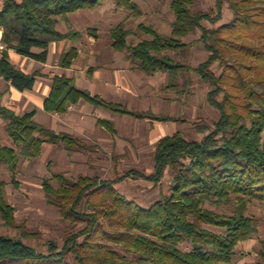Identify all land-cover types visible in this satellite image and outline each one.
<instances>
[{"label":"trees","instance_id":"1","mask_svg":"<svg viewBox=\"0 0 264 264\" xmlns=\"http://www.w3.org/2000/svg\"><path fill=\"white\" fill-rule=\"evenodd\" d=\"M105 1L11 0L0 11V26L5 29L4 39L10 49L47 63L52 44L68 39L77 42L82 35L70 25V14L94 9ZM117 2L132 16H142L134 0ZM195 5L196 0H172L175 19L170 36L152 25L140 24L150 38L130 44L132 30L124 23L116 25L111 30L113 47L128 50L139 71L167 74V88L179 95L191 93L196 74L210 87L208 101L218 112V119L199 129L203 133L200 140L187 138L182 130L161 137L155 145L151 174L133 169L118 179L91 175L71 179L55 174L58 186L52 178H45L48 203L72 225L63 245L47 242L48 252L24 241L32 234L17 223L16 208L6 194L7 182L0 176V216L6 227L21 229L23 236L0 235V264H226L235 259L239 245L259 233L257 218L248 215L246 209L251 199L264 201V0H216V9L209 10ZM225 5L233 17L215 25L222 19ZM63 21L69 24L66 33L58 28ZM204 21L215 26L207 27ZM197 32L196 40L185 39ZM195 44L207 52L198 66L171 54H187ZM79 55L73 45L62 52L58 64L71 68ZM40 74L18 67L10 51L0 58V76L20 91L33 90ZM82 101L140 120H180L151 109H130L78 87L66 74L52 76L46 111L63 114ZM36 113L19 114L0 104V118L15 144L0 146V164L7 165L13 174L21 160L41 157L46 143L71 155L90 149L80 137L38 122ZM98 124L117 134L112 120L100 118ZM168 170L174 173L170 195L149 207L139 205L116 187L126 177L157 185ZM233 203L232 213L212 209ZM185 244L189 248L185 249ZM258 256V260L244 264H264V239Z\"/></svg>","mask_w":264,"mask_h":264},{"label":"rangeland","instance_id":"2","mask_svg":"<svg viewBox=\"0 0 264 264\" xmlns=\"http://www.w3.org/2000/svg\"><path fill=\"white\" fill-rule=\"evenodd\" d=\"M134 1L143 11L140 17L132 16L128 9L118 4L117 0H107L94 9H82L70 14V25L82 35L77 42L71 39L61 41L64 42L63 48L60 45L55 53L53 51L46 67H41L34 60L16 55L13 50L10 51V54L11 52L13 54L11 59L18 67L28 72L41 73L37 80V88L51 84L52 76L55 74L72 76L79 87L89 88L93 83L88 71L91 68H93L92 72L100 69L104 74L103 69H107L108 72L105 74L109 76H122L116 86L120 98L115 101L122 102L130 109H151L156 113L171 115L180 120L177 122L140 120L130 115L95 108L87 103L85 104L89 108L96 111L91 112L85 105H80L72 108L68 117L58 114L39 117L40 121L41 119L48 121L58 129L67 128L89 144L90 149L71 155L64 148L48 144L41 157L21 160L16 174H13L7 165L0 164V176L7 182L6 194L9 202L16 208L17 223L25 227L32 236L23 238L22 230L6 227L1 216L0 235L23 238L26 243L42 252H48L49 241L63 245L72 230V225L64 221L59 210L48 203L43 188L45 178H52L54 185L58 186L59 183L54 178L55 174H65L71 179H76L80 175L118 179L132 169L151 174L155 164V145L161 137L182 130L187 138L200 140L203 133L199 129L202 126L213 125L218 119V112L208 101L210 87L196 74L193 75L194 86L191 93L185 92L179 95L174 89L167 88V74L148 75L141 72L131 62L128 50L118 51L113 47L111 30L120 23H124L127 29L132 30L128 39L130 44L150 38L148 33L139 28L140 24L152 25L160 33L168 36L172 33V23L175 19L171 9L172 0ZM195 7L206 10L216 9V0H196ZM232 17V11L225 5L222 19L215 25L228 22ZM204 25L215 26L208 21H204ZM58 28L66 33L69 24L63 21ZM198 37L199 32L185 39L191 42ZM73 45L80 51L79 58L70 69H63L58 64L59 58L63 51ZM171 54L179 60L189 61L194 66H198L207 57V52L197 44L193 45L187 54L176 52ZM214 68L220 73L217 65ZM0 84V88L5 91L4 85ZM99 115L115 121L116 135L97 127L94 119ZM62 119L66 121L63 122ZM3 126L0 127V146L13 145L11 137ZM173 181L174 173L168 170L164 179L157 185L146 179L126 177L118 181L116 187L139 205L149 207L164 195H170ZM235 206L236 204L233 203L212 209L232 213ZM246 212L257 218L259 233L239 245L235 259L226 264H244L258 260V250L261 240L264 239V201L258 198L251 199L247 204ZM183 247L187 249L189 245L185 244Z\"/></svg>","mask_w":264,"mask_h":264},{"label":"crops","instance_id":"3","mask_svg":"<svg viewBox=\"0 0 264 264\" xmlns=\"http://www.w3.org/2000/svg\"><path fill=\"white\" fill-rule=\"evenodd\" d=\"M62 43H64V42H58V43H54V44L51 45L48 62H49V60L51 58V55H52L53 51L55 53V51H57V49H58V47L60 45H62V48H63L64 44H62ZM12 55L13 54L11 52V56ZM16 55H18V54L16 53ZM34 62L36 64L40 65L41 67H46L48 65V62L47 63H41V62H37L35 60H34ZM68 69H70V68H68ZM24 71H26V70H24ZM100 71H101L100 69H97L95 72H92L90 70L88 71V76H90L93 85L91 87H89V88L86 87L85 89H89L93 94H99V95L103 96L104 98H106L108 100H111V101H115V99L120 98V95H118L119 91L117 90L118 87H116V86H117V81L119 82L118 79L120 77H122V76H119V75H115V76L114 75H110L109 76V75L105 74V72H108L107 69H103L104 74H103V72H100ZM26 72H28V71H26ZM59 75H62V74H59ZM69 77H72V76H69ZM0 83H2V85H4V87H5L4 88L5 91H3L0 88V104L1 105L7 106L9 108H12L13 110H15L19 114H22V113H24L26 111L36 110V112H37L36 113V120L38 122H40V123H44V124L48 125L50 128L56 130L57 132L65 131V132L71 133L70 130H68L67 128H63V129L59 128L58 129L54 125L49 123L48 121H44L43 119H41V121H40L39 117L43 118L44 115L51 116L53 114H58V115H61V116L68 117L71 114L70 113L71 109L74 108V107H78L80 105H85L86 109L87 110H91V112L96 111V109L94 110L92 108H89V106H87L85 104L87 102H84V101H82V102H80V103H78L76 105H72L69 108L68 112L63 113V114L46 111L45 107H44V103H45L46 98L49 97V95H50L51 86H52V80H51V84H49V85H47L45 87L44 86H39L37 88V83H36L35 88L33 90H31V91H20V90H18L17 88L12 86L9 82H7L2 76H0ZM77 84L78 83L76 82V85ZM80 88H82V87H80ZM115 102H118V101H115ZM118 103H122V102H118ZM87 104H90V103H87ZM90 105H92V104H90ZM26 108H29V109H26ZM21 109H23L24 112L21 111ZM100 118L108 119V118H104V117H102L100 115L98 117H96V119H94V120H96L95 124L98 125L97 127H100L102 130L104 129L105 131H108L109 133H111L108 129H106L105 127H103L100 124H98V120ZM67 119L68 118H66V120ZM66 120L64 119V121H63V119H62L63 122H65ZM109 120H111V119H109ZM112 121L115 123L114 120H112ZM1 126H3L4 130H5V122L0 118V127ZM116 128H117V126H116ZM11 140L13 141L12 138H11ZM49 145L51 146L53 144H49ZM49 145H48V143H46L44 145V150ZM9 146L14 147L15 144L9 145ZM53 146H55V145H53ZM44 150H43V153H44ZM43 153H42V155H43Z\"/></svg>","mask_w":264,"mask_h":264},{"label":"built area","instance_id":"4","mask_svg":"<svg viewBox=\"0 0 264 264\" xmlns=\"http://www.w3.org/2000/svg\"><path fill=\"white\" fill-rule=\"evenodd\" d=\"M11 0H0V11L6 6L7 2ZM5 29L3 26H0V58L4 55L6 51H11L5 39Z\"/></svg>","mask_w":264,"mask_h":264}]
</instances>
